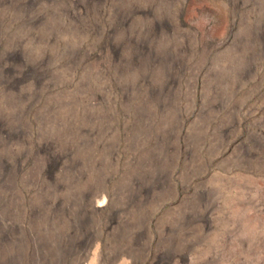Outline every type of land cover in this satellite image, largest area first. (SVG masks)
I'll return each instance as SVG.
<instances>
[{
    "label": "rangeland",
    "instance_id": "1",
    "mask_svg": "<svg viewBox=\"0 0 264 264\" xmlns=\"http://www.w3.org/2000/svg\"><path fill=\"white\" fill-rule=\"evenodd\" d=\"M82 240L264 264V0H0V264Z\"/></svg>",
    "mask_w": 264,
    "mask_h": 264
},
{
    "label": "crops",
    "instance_id": "2",
    "mask_svg": "<svg viewBox=\"0 0 264 264\" xmlns=\"http://www.w3.org/2000/svg\"><path fill=\"white\" fill-rule=\"evenodd\" d=\"M97 251L99 248L95 243L76 241L67 246L65 262L60 261L58 264H95L93 258L97 255Z\"/></svg>",
    "mask_w": 264,
    "mask_h": 264
}]
</instances>
